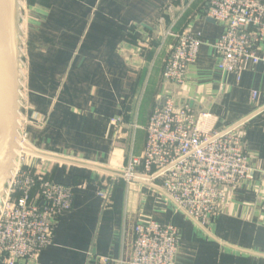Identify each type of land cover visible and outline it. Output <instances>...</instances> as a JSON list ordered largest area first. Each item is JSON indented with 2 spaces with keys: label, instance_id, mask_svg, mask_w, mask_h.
<instances>
[{
  "label": "crops",
  "instance_id": "1",
  "mask_svg": "<svg viewBox=\"0 0 264 264\" xmlns=\"http://www.w3.org/2000/svg\"><path fill=\"white\" fill-rule=\"evenodd\" d=\"M208 1L46 0L31 9L21 118L36 171L73 193L37 264H129L134 226L149 221L177 229L174 264H264V70L247 64L237 81L216 69L222 27L205 16ZM184 30L202 46L177 87L161 78L166 33ZM166 95L207 113L205 129L244 124L254 180L228 190L206 227L119 174L142 154L149 116ZM110 189L105 203L99 193Z\"/></svg>",
  "mask_w": 264,
  "mask_h": 264
},
{
  "label": "built area",
  "instance_id": "2",
  "mask_svg": "<svg viewBox=\"0 0 264 264\" xmlns=\"http://www.w3.org/2000/svg\"><path fill=\"white\" fill-rule=\"evenodd\" d=\"M192 1L186 0L188 4ZM205 16L222 27L213 44L218 71L239 81L247 64L264 70V0H209ZM166 36L172 43L161 78L183 87L202 46L201 35L184 30L168 31ZM258 97L256 91L251 92L252 103ZM263 112L264 107L260 108ZM209 117L164 96L149 116L142 154L131 157L119 172L126 183L147 186L154 197L202 227L226 208L227 191L252 182L256 173L241 134L244 124L205 129ZM18 137L0 205V262L37 264L42 250L50 245L54 224L71 210L73 193L36 171L31 162L36 153L28 150L25 136ZM99 195L108 203L111 189ZM178 241V231L171 225L138 223L129 264H174Z\"/></svg>",
  "mask_w": 264,
  "mask_h": 264
},
{
  "label": "water",
  "instance_id": "3",
  "mask_svg": "<svg viewBox=\"0 0 264 264\" xmlns=\"http://www.w3.org/2000/svg\"><path fill=\"white\" fill-rule=\"evenodd\" d=\"M18 90L16 0H0V205L15 158Z\"/></svg>",
  "mask_w": 264,
  "mask_h": 264
},
{
  "label": "rangeland",
  "instance_id": "4",
  "mask_svg": "<svg viewBox=\"0 0 264 264\" xmlns=\"http://www.w3.org/2000/svg\"><path fill=\"white\" fill-rule=\"evenodd\" d=\"M46 0H16V28H17V50H18V122L17 127V139H16V150L18 136H25V140L28 146V150L36 152L34 146L29 141V135L26 131V120L21 118L22 110L24 109V103L26 100L25 93V78H26V46L28 39V22L33 17V11L31 10L34 6L44 5ZM15 150V151H16ZM31 156V155H30ZM36 158L37 156H33ZM33 158V160H34ZM31 160V162H33ZM34 163V162H33Z\"/></svg>",
  "mask_w": 264,
  "mask_h": 264
}]
</instances>
